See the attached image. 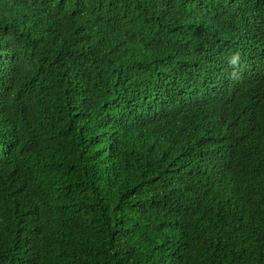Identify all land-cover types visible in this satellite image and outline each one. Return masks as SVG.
<instances>
[{"label":"trees","instance_id":"16d2710c","mask_svg":"<svg viewBox=\"0 0 264 264\" xmlns=\"http://www.w3.org/2000/svg\"><path fill=\"white\" fill-rule=\"evenodd\" d=\"M0 264H264V0H0Z\"/></svg>","mask_w":264,"mask_h":264}]
</instances>
